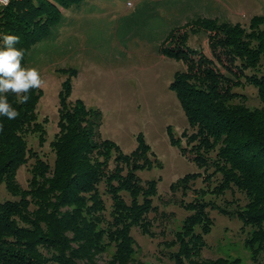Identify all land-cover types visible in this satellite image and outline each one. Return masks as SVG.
Returning a JSON list of instances; mask_svg holds the SVG:
<instances>
[{
  "label": "trees",
  "instance_id": "1",
  "mask_svg": "<svg viewBox=\"0 0 264 264\" xmlns=\"http://www.w3.org/2000/svg\"><path fill=\"white\" fill-rule=\"evenodd\" d=\"M83 1L10 0L0 6V48L4 35L18 36L14 47L23 50L26 68L30 48L60 25L64 10ZM182 29L172 28L165 36L169 44L158 51L184 64L169 88L192 129L183 133L187 146L180 145V151L192 155L198 171L184 174L171 188L185 192L198 178L207 187L194 188L193 198L181 202L189 213L164 243L170 248L167 254L175 264H242L237 257L197 256L213 224L208 208H216L251 227L244 244L258 262L264 254V15H253L243 26L199 14ZM200 33L207 38L210 56L188 45L189 36ZM58 71L67 76L58 93V131L49 143L52 163L29 148L26 138L37 135L39 145L46 140L47 119L40 122L36 110L42 89L27 93L26 104H18L14 93L5 94L20 115L14 120L0 116V182L15 197L0 201V264H99L111 246L114 252L102 264H141L132 256L131 229L154 236L148 214L156 209L158 179L143 183L138 172L151 170L158 160L141 134L128 153L101 138L100 111L79 98L69 100L76 71ZM244 85L256 88L260 106L246 105L245 96L235 90ZM168 133L171 144L178 145L180 140L170 129ZM29 159L34 160L31 178L21 188L16 174ZM234 188L245 197L234 210L205 198L234 193Z\"/></svg>",
  "mask_w": 264,
  "mask_h": 264
},
{
  "label": "rangeland",
  "instance_id": "2",
  "mask_svg": "<svg viewBox=\"0 0 264 264\" xmlns=\"http://www.w3.org/2000/svg\"><path fill=\"white\" fill-rule=\"evenodd\" d=\"M102 2L100 6L106 7L104 3H107L112 7L106 13H98L97 17L87 15L89 11H84V4L68 8L64 26L60 23L53 27L46 38L30 48L26 68H36L45 81L36 109L38 120H47L44 123L45 142L39 145L37 135L28 134V147L52 163L54 155L49 143L58 131V93L67 76L58 69L75 70L69 100L79 98L87 107L100 111V137L113 140L128 153L136 147V137L141 134L159 163L151 170L138 172L143 183L151 178L158 179V183L157 194L153 197L156 209L148 214L154 236L143 235L137 227L132 228V256L141 264H175L167 254L170 248L164 243L171 241L189 213L181 202L193 198L194 188L207 186L202 178H198L185 192L182 188H171L178 178L198 171V168L190 153L180 151V145L187 146L183 133L188 135L192 129L175 93L169 88L174 72L183 70L184 64L161 56L159 45L169 44L164 37L172 28L184 31L185 22L199 14L247 26L253 15H264V0ZM205 7H208L207 13ZM68 19L71 21L67 22ZM187 42L210 56L205 34H191ZM235 90L245 96L246 105H261L253 86L244 85ZM168 129L175 139L180 140L178 145L171 144ZM33 162L29 159L17 171L16 182L21 188L28 187ZM234 191L218 196L209 193L205 198L220 207L234 210L237 204L245 203L244 195L235 188ZM104 197L109 209L110 199ZM14 198L0 182V201ZM208 212L213 224L204 236L205 246L197 254L198 258L237 257L242 264H264V254L258 262L253 261L245 247L244 240L250 226H243L237 217L222 214L216 208H208ZM174 247L171 250L177 248ZM113 252L111 246L99 257L98 263L108 260Z\"/></svg>",
  "mask_w": 264,
  "mask_h": 264
},
{
  "label": "clouds",
  "instance_id": "3",
  "mask_svg": "<svg viewBox=\"0 0 264 264\" xmlns=\"http://www.w3.org/2000/svg\"><path fill=\"white\" fill-rule=\"evenodd\" d=\"M10 0H0V5L7 6ZM20 42L16 35L3 36V48H0V116L14 120L20 113L8 101L5 94L11 92L17 97L18 104H26L29 101L27 93L33 89H42L45 81L36 68L22 66L23 50L14 45ZM0 131L3 125L0 124Z\"/></svg>",
  "mask_w": 264,
  "mask_h": 264
},
{
  "label": "crops",
  "instance_id": "4",
  "mask_svg": "<svg viewBox=\"0 0 264 264\" xmlns=\"http://www.w3.org/2000/svg\"><path fill=\"white\" fill-rule=\"evenodd\" d=\"M101 3H103L102 0H84L82 4H84L83 5L84 11L85 10L89 11L87 15L91 14V15H93V17H97L98 13H106L108 11V9H111V7H112L111 5H106L107 3H104V5L106 7H102L99 5ZM81 15H83V12L81 13ZM63 16H64V18L66 17V10L63 11ZM64 18L61 21V26H64V24H63ZM74 20H75V18H74ZM70 21H71V19L67 20V22H70ZM164 40H165V37H164ZM159 46H161V44ZM161 56H163V55L161 54ZM27 67H28V65H27Z\"/></svg>",
  "mask_w": 264,
  "mask_h": 264
}]
</instances>
